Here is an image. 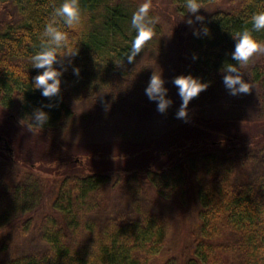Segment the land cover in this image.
<instances>
[{"label": "trees", "instance_id": "1", "mask_svg": "<svg viewBox=\"0 0 264 264\" xmlns=\"http://www.w3.org/2000/svg\"><path fill=\"white\" fill-rule=\"evenodd\" d=\"M172 1L178 11L187 12L184 0ZM62 2L0 0V109L18 114L29 125L30 137L14 158L0 156V264H264V125L255 132L188 129L157 151L160 158L128 163L124 172L122 165L111 163L118 158L114 152L74 154L51 135L79 124L75 102H87L84 117L93 122L153 103L145 88L154 71L164 77L167 62L153 9L155 35L134 61L127 60L135 36L131 18L143 1L78 0L83 24L61 27L76 37L79 54L71 63L64 58L56 65L66 68L60 95L42 96L32 84L43 69L32 67L31 57L40 50L44 26ZM200 2L201 7L221 6L202 14L204 21H196L191 30L186 74L201 77L209 87L188 107L220 96L223 63H237L231 56L233 35L252 29L253 14L264 11V0ZM204 25L210 34L203 33ZM253 34L264 42V30ZM240 70L262 119L264 52ZM37 108L49 114L42 128L31 124ZM147 150L123 151L121 156L139 159ZM101 161L105 164L98 167ZM53 166L59 170L47 174ZM188 169L197 183L199 224L190 230L191 245L176 257L174 250V255L164 253L173 222L165 212L154 211L147 198L152 190L163 200L185 205ZM28 237L36 241L30 248Z\"/></svg>", "mask_w": 264, "mask_h": 264}, {"label": "rangeland", "instance_id": "2", "mask_svg": "<svg viewBox=\"0 0 264 264\" xmlns=\"http://www.w3.org/2000/svg\"><path fill=\"white\" fill-rule=\"evenodd\" d=\"M140 1L145 2V0ZM220 6L221 4L217 3L210 5V7L205 5L201 7L199 13L202 15L210 9L213 10ZM150 9L154 10L157 20L162 26V39L167 46L164 78L166 87L169 88L168 96L173 99V104L169 106L166 112L161 113L157 110V102L154 101L147 103L139 111H119L98 120V122H93L91 118L88 120L84 117L87 102H75L74 106L80 116L79 124L57 134L51 133L62 145V148H70L73 153L99 152L105 156L114 152L118 158H113L111 163L115 166L122 165L121 172L128 170L127 166L130 165L128 163L135 166V164L151 162L160 158L157 151L164 149L167 143L177 139L178 134L188 133V129H192L194 132L201 128L217 131L223 129L231 132H255L260 128V125H264V118L259 119L252 94L248 92L247 94L232 95L226 87L216 98V101L211 103L207 101L203 106L188 107L187 120L176 116L182 99L172 80L178 75L186 74L187 67L191 64L189 46L191 30L196 23L195 14L178 11L172 0H151ZM189 16L194 20L193 24L187 23ZM128 100V97H124L122 102L127 103ZM116 104L119 106V103ZM8 110L6 112L0 109V134L7 139L12 150L5 143V149H0L2 150L0 156L9 155L14 158L16 154L27 147V142L30 140L27 132L29 125L18 114ZM203 125L207 127H200ZM35 134L37 135V132ZM31 137L33 138V134ZM144 147H147L149 151L141 154L142 158L138 159L137 156L134 158L135 160H125L121 156L125 151L129 154L138 149L142 150ZM75 158L79 160V157L75 156ZM105 161L107 162V159ZM104 164V161H101L98 167ZM58 168L57 166L48 168L47 174H55L59 170ZM38 171H41V168H38ZM111 174L115 176V173L112 172ZM56 175L57 179L62 177V174ZM186 176L189 186L187 189L188 202L185 205L181 206L177 202L163 200L155 195L156 193L152 190L149 191L147 198L149 202L153 201L150 206L154 211L165 212L173 222L172 236L164 249V253L169 250L174 255L172 251L174 250L176 257L180 255L182 250L184 251L185 246L191 245L193 238L189 234L190 230L195 231L199 224L196 200L197 183L189 169L186 171ZM35 242L31 237L25 241L28 248L32 247ZM27 247L25 249H28Z\"/></svg>", "mask_w": 264, "mask_h": 264}, {"label": "clouds", "instance_id": "3", "mask_svg": "<svg viewBox=\"0 0 264 264\" xmlns=\"http://www.w3.org/2000/svg\"><path fill=\"white\" fill-rule=\"evenodd\" d=\"M187 13L195 14V20L203 22L205 17L199 13L201 9L200 0H184ZM151 0L141 3L131 18L132 28L135 36L131 41V50L127 60L132 62L138 54L142 52L145 45L155 35L154 20L149 14ZM252 29H245L233 35L235 48L231 53L232 59L237 63L224 62L220 71L223 73V82L230 94L238 95L248 93L251 90L250 83L241 72V67L247 65L258 53L264 52V42H261L254 34L253 30L259 32L264 30V11L254 13L252 16ZM188 24H193L191 16L187 19ZM61 24L69 28H77L83 24V12L78 0H63L54 9L51 19L45 24L42 32V44L40 50L31 57L32 67L43 69L33 77L32 87L41 90V95L45 97H56L61 92V77L66 68H58L57 64H63L64 58H69L79 54L76 37H70L69 33L62 30ZM203 33L210 34L207 25L203 26ZM200 35L199 30L195 32ZM194 59L197 57H193ZM79 67L74 69L79 74ZM172 83L177 86L182 104L176 113L178 118L188 119V105L190 101L198 96L203 90L209 87V83L203 81L201 77L191 73L181 74L173 78ZM145 92L150 100L157 102V110L161 113L167 111L173 104V99L168 96L169 88L166 87V80L162 72H153L148 82ZM53 105H48L52 107ZM49 114L42 108H37L31 118V124L42 128L48 121Z\"/></svg>", "mask_w": 264, "mask_h": 264}, {"label": "flooded vegetation", "instance_id": "4", "mask_svg": "<svg viewBox=\"0 0 264 264\" xmlns=\"http://www.w3.org/2000/svg\"><path fill=\"white\" fill-rule=\"evenodd\" d=\"M5 140L1 137L0 138V148L4 147L5 148Z\"/></svg>", "mask_w": 264, "mask_h": 264}, {"label": "water", "instance_id": "5", "mask_svg": "<svg viewBox=\"0 0 264 264\" xmlns=\"http://www.w3.org/2000/svg\"><path fill=\"white\" fill-rule=\"evenodd\" d=\"M1 137H3V136H1V134H0V138ZM5 143L9 146V144H8V141H7V139L5 138ZM10 149H11V147H9ZM12 150V149H11Z\"/></svg>", "mask_w": 264, "mask_h": 264}]
</instances>
